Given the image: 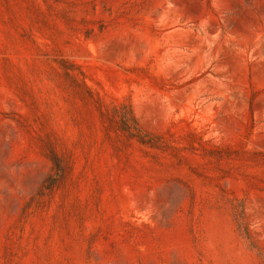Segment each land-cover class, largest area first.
<instances>
[{
  "label": "rangeland",
  "instance_id": "rangeland-1",
  "mask_svg": "<svg viewBox=\"0 0 264 264\" xmlns=\"http://www.w3.org/2000/svg\"><path fill=\"white\" fill-rule=\"evenodd\" d=\"M0 264H264V0H0Z\"/></svg>",
  "mask_w": 264,
  "mask_h": 264
}]
</instances>
